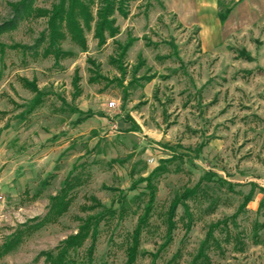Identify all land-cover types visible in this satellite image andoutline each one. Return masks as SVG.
<instances>
[{
  "label": "rangeland",
  "instance_id": "rangeland-1",
  "mask_svg": "<svg viewBox=\"0 0 264 264\" xmlns=\"http://www.w3.org/2000/svg\"><path fill=\"white\" fill-rule=\"evenodd\" d=\"M57 1L0 0V42L29 47L0 53V264H53L43 253L89 217L92 264H125L149 199L142 179L165 159L135 264H264V0L131 1L115 37L100 47L86 31L87 50L68 37L74 54L59 61L46 40L37 46L48 17L33 14ZM85 1L96 16L101 0ZM21 76L47 92L32 112ZM187 188L196 193L170 231V204ZM91 243L68 264H87Z\"/></svg>",
  "mask_w": 264,
  "mask_h": 264
},
{
  "label": "trees",
  "instance_id": "trees-1",
  "mask_svg": "<svg viewBox=\"0 0 264 264\" xmlns=\"http://www.w3.org/2000/svg\"><path fill=\"white\" fill-rule=\"evenodd\" d=\"M136 0H101V4L97 9V15L93 13L91 5L85 0H58L51 9L46 8H36L35 16H47L48 17V34L41 38V41L38 42L37 46L42 43L44 40L47 41V45L44 50V54L55 56L56 61H59L61 58L72 56L74 53L70 50L63 48L64 42L69 37L71 41L79 46L82 50H87V36L86 31L94 29V36L98 39V45L101 47L106 44L109 37H115L120 32V27L117 25V19L115 14L118 12L123 17H128L130 14L129 3ZM19 5L25 7L27 14L30 13L31 7L30 4L23 2ZM20 9L18 10V14ZM228 17L227 13H219V19L223 24ZM6 27L0 26V33L5 30ZM136 38L130 37L124 45H121L122 53H126L129 48L134 44ZM8 48L11 49H29L26 45L13 44L6 45L3 42H0V53L3 55ZM100 79H108L105 76H94L91 80L98 81ZM20 80L23 85L30 90L34 91L36 94L30 100L29 107L27 112H32L36 107H38L44 101V96L47 92L41 90L36 80H30L27 77L21 76ZM79 74H76L74 77V85L76 88V93L74 97H77L81 94V87L79 86L80 82ZM91 113H88V116H91ZM127 121L132 122L134 126L140 128L137 121L129 115ZM206 145L205 142H202L199 146L200 150ZM166 160V159H165ZM163 161V164L156 167L150 176L142 179L147 180V187L149 189L148 195L149 199L145 204L143 213L140 215L136 227L133 230L131 237V244L127 249V262L125 264H135L136 259L140 252V243L141 235L145 228L148 226L149 219L153 213L154 203L156 200L157 186L153 182V179L157 178L160 174L166 172L168 167L166 161ZM169 161L171 159H168ZM216 173H206V177L214 175ZM221 182H225L224 179H218ZM196 193L195 188H187L181 194H177L169 208V227L170 231L172 230L174 224V217L176 215V210L180 204H184L188 209V204L186 201L194 196ZM253 189L244 197V201L240 204L238 211L241 212L246 208L248 203L252 200ZM57 197V196H56ZM55 197V198H56ZM189 210V209H188ZM99 220L95 217H89L79 228L78 232L70 235L64 244L58 249L55 254L53 251H46L43 254L46 255L47 260L51 261L53 264H68V255L70 250L75 246L81 244V242L90 236L92 238V243L88 249V263L92 264L93 255L95 251V242L97 237ZM211 234L209 231L208 235Z\"/></svg>",
  "mask_w": 264,
  "mask_h": 264
},
{
  "label": "built area",
  "instance_id": "built-area-1",
  "mask_svg": "<svg viewBox=\"0 0 264 264\" xmlns=\"http://www.w3.org/2000/svg\"><path fill=\"white\" fill-rule=\"evenodd\" d=\"M110 106H116V101L112 100L110 101ZM4 200L3 194L0 192V201Z\"/></svg>",
  "mask_w": 264,
  "mask_h": 264
},
{
  "label": "crops",
  "instance_id": "crops-1",
  "mask_svg": "<svg viewBox=\"0 0 264 264\" xmlns=\"http://www.w3.org/2000/svg\"><path fill=\"white\" fill-rule=\"evenodd\" d=\"M203 13H205V12H203ZM206 13H208V12H206ZM218 18H219V13H218ZM201 19L204 20V22H207V21H206V19H207L206 17H201ZM219 20H220V19H219ZM220 22H221V21H220Z\"/></svg>",
  "mask_w": 264,
  "mask_h": 264
}]
</instances>
